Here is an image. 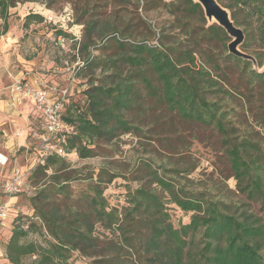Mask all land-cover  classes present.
Returning <instances> with one entry per match:
<instances>
[{
	"label": "trees",
	"instance_id": "obj_1",
	"mask_svg": "<svg viewBox=\"0 0 264 264\" xmlns=\"http://www.w3.org/2000/svg\"><path fill=\"white\" fill-rule=\"evenodd\" d=\"M32 1L0 0L4 30L8 10ZM62 1L72 7V23L82 26L81 39L73 46V59L82 63L75 78L79 72L88 75L89 87L70 91L67 98L62 119L73 132L58 144L64 157L53 153L42 158L39 137L45 130L40 119L37 165L29 176L23 174L21 193L27 192L29 180L35 192L29 198L32 215L16 216L8 238L1 236L4 263L75 264L85 258L88 264H264V226L259 220L245 210L238 214L244 205L232 199L214 200L207 189L181 185L180 170L142 162V176L135 178L138 186L127 192L121 210L109 208L103 197L105 186L118 177L103 168L69 203L54 199L67 193L73 173L66 157L93 158L99 155L100 143L141 133L133 111L145 113V98L182 122L215 130L228 164L225 178L236 182L233 195L264 204V71L257 73L250 62L228 54L230 38L224 30L216 24L205 27L201 7L191 0ZM216 1L244 34L240 50L261 68L264 0ZM152 11L172 18L169 32L161 29L156 44L149 42L155 37L147 18ZM43 22V16L28 13L23 27ZM59 36L71 39L61 29L54 34L55 39ZM67 75H53V82H47L65 87ZM78 95L84 96L81 105L71 101ZM234 102L240 113L231 109ZM249 122L263 130L261 141L254 137L258 132L240 128ZM195 167L184 173L190 175ZM165 197L190 213L187 224L171 223ZM96 225L108 234L95 235Z\"/></svg>",
	"mask_w": 264,
	"mask_h": 264
},
{
	"label": "rangeland",
	"instance_id": "obj_2",
	"mask_svg": "<svg viewBox=\"0 0 264 264\" xmlns=\"http://www.w3.org/2000/svg\"><path fill=\"white\" fill-rule=\"evenodd\" d=\"M163 1L167 2L166 0ZM14 8L21 13H35L43 16V23H47L54 30L48 41L49 45H45L43 53V56L51 62L53 69L62 68L66 62L71 65L75 61L73 59V46L81 39L82 26L72 23L73 13L71 5L64 3L62 0H34L16 4ZM17 12L13 15L15 20L19 19V16H15ZM139 13L142 14L141 10H139ZM68 14H70L69 19L71 21L67 20ZM50 18L51 21H48ZM147 18L148 21L152 22L155 31V37L149 39V42L156 44L158 42V33L161 29L169 32L168 28L172 18L164 12L156 11L148 13ZM205 27H208L207 21ZM60 29L70 34V38H73L72 34L79 38L78 41L69 44L67 51H64L57 44V38L55 39L54 37L55 31ZM110 52L107 51V53ZM79 74L77 76L78 79L75 76H72V78L69 74L64 79L63 85L67 86L71 92H80L81 89L89 87V76L83 77V72H79ZM94 83L96 84L97 82L94 81ZM71 101L73 103L78 102L81 105L84 101V96L78 95ZM141 102L145 107V113L139 114L138 111H133L134 115L136 114L135 116L133 115V121L141 127V133L119 135L109 142L100 143L99 155L93 158L79 159L75 154L66 157L73 173L70 176V181L66 183L67 193L57 194L54 199L69 203L70 200L76 198L81 191L87 188L90 178L92 177L94 180L95 175L103 168L107 172L118 175L110 184L105 186L103 197L106 199L109 208L121 210L126 206L127 192L138 186L135 178L142 176V173L138 170L140 164L149 162L156 168L180 170L181 173L177 180L181 185H187L188 189H207L211 192L214 200L222 199L225 202H230L232 199L237 205H244V207H240L237 213L241 214L245 210V215L253 214L254 218L259 220L260 224L264 226V204L261 201L252 202L246 200L244 196L233 195L237 193L236 182L233 178H225L229 175L228 164L218 144L219 136L215 130L203 128L198 124L182 122L175 116L163 113L162 109L151 100L144 98ZM232 108L235 110L234 114L236 112L240 113L241 109L238 102H234L231 105ZM157 116H159V119H156ZM127 118L131 121V110ZM240 128L248 132L252 130L258 132L259 134L254 137L261 141L263 130L252 125L251 122H249V126ZM39 132H41V125L38 120L36 133ZM38 142L37 137L34 138L30 149H28L25 157L21 159V165L24 167L23 170L26 169L24 172L27 176H29L30 170L37 165ZM194 165L196 166L195 169L190 175H186L184 173L185 170L194 167ZM262 175L264 176V172ZM31 187H33L31 182L26 180L27 192L16 196L17 199L12 206L14 210L11 212L13 220L16 216L29 217L32 215L29 198L35 192L33 190L30 191ZM168 200V197L164 198L171 223L174 226L187 224L190 213L184 214L174 204L169 203ZM94 234L102 236L103 234L107 235L108 232H104L99 225H96ZM261 245L260 253L264 258V239ZM75 264H88V260L78 258Z\"/></svg>",
	"mask_w": 264,
	"mask_h": 264
},
{
	"label": "crops",
	"instance_id": "obj_3",
	"mask_svg": "<svg viewBox=\"0 0 264 264\" xmlns=\"http://www.w3.org/2000/svg\"><path fill=\"white\" fill-rule=\"evenodd\" d=\"M16 11L18 20L13 19ZM27 14L10 8L5 30L4 20L0 18V204H7L10 211L14 210L12 206L17 197L3 195V182L14 168L25 173L21 159L37 137L38 120L40 122L30 102H13L12 84L23 76L26 79L41 76L53 82L51 62L43 53L54 30L47 23L30 24L24 28L23 20ZM12 217L10 215L6 222L2 233L4 239L10 234Z\"/></svg>",
	"mask_w": 264,
	"mask_h": 264
},
{
	"label": "built area",
	"instance_id": "obj_4",
	"mask_svg": "<svg viewBox=\"0 0 264 264\" xmlns=\"http://www.w3.org/2000/svg\"><path fill=\"white\" fill-rule=\"evenodd\" d=\"M67 20L70 14L67 15ZM51 21V18L48 20ZM67 29V28H65ZM70 31V30H69ZM73 38L67 39L59 36L57 44L67 51L70 43L78 41L79 38L72 34ZM82 66L78 58L69 65L67 62L62 68L53 69V74L61 76L69 74L75 76L76 72ZM72 77V78H73ZM12 100L13 102H30L38 117L42 120L45 134L41 135L40 152L42 158L49 154H56L64 157V150L58 146L64 139V136L73 132V128L63 122V113L70 90L67 86L57 87L49 84L43 77L34 76L32 79H26L24 76L16 79L12 84ZM24 173L19 168L12 169L9 176L4 180L2 185V193L8 198L16 197L21 194L24 189ZM10 208L7 204H0V239L3 230L6 228V222L9 218ZM5 254L0 247V264L4 262Z\"/></svg>",
	"mask_w": 264,
	"mask_h": 264
},
{
	"label": "water",
	"instance_id": "obj_5",
	"mask_svg": "<svg viewBox=\"0 0 264 264\" xmlns=\"http://www.w3.org/2000/svg\"><path fill=\"white\" fill-rule=\"evenodd\" d=\"M167 2L173 0H166ZM193 3L198 4L202 11L208 26L216 24L224 30L226 35L230 38L227 44V52L235 57L248 61L252 65V70L257 73L264 71V65L259 68L255 58L240 50V46L244 41V34L242 30L236 27L227 9L222 7L216 0H191Z\"/></svg>",
	"mask_w": 264,
	"mask_h": 264
}]
</instances>
